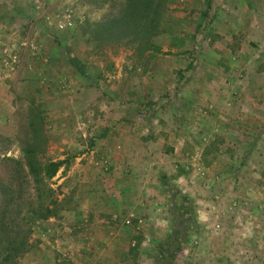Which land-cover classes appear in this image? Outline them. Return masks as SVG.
Listing matches in <instances>:
<instances>
[{
  "label": "rangeland",
  "instance_id": "rangeland-1",
  "mask_svg": "<svg viewBox=\"0 0 264 264\" xmlns=\"http://www.w3.org/2000/svg\"><path fill=\"white\" fill-rule=\"evenodd\" d=\"M203 1L170 0L168 20L154 40L157 50L140 53L131 43L98 46L83 33L118 16L124 0H0V181L11 182L14 167L8 159L22 160L23 146L32 139L30 124L41 125L45 135L41 163L66 161L73 166L86 154L78 147L83 140L79 125L93 114L109 111V100L121 90L112 89L114 82L121 80L122 95L126 82H132L140 99L149 103L158 99L166 106L162 112L168 117L173 114L170 103L182 89L159 87L158 83L172 84L176 73L181 79L187 76L199 86L191 88L198 102L205 105L210 97H216L222 105L224 102L229 115L213 128L200 118L206 108L194 105L191 117L198 119L187 121L189 135L185 137L206 145L214 134L225 133L217 136L220 148L206 146L211 148L207 158L196 148L183 152L184 156L177 154L170 161L171 168L160 172V189L167 197L166 214L173 227L165 238H157L154 244L149 241L156 248L152 255H143V264H211L206 248L214 242V256L233 259L230 256L238 255L245 264H264L259 259L264 254V0L261 19L255 14L260 0H241L249 10L244 9L246 13L252 14L251 32L247 27L245 33L232 31L224 21L233 0H221L225 6H219L222 17L216 21L203 10ZM237 22L232 25L241 29L243 23ZM261 26L262 32H255ZM233 50L240 51L238 57L229 55ZM157 60L165 70L158 67ZM197 80L208 81L210 87L201 88ZM149 107L150 112L157 108ZM172 122L166 119L162 128L168 129ZM225 123L230 126L227 132ZM213 155L215 159L210 161L208 157ZM61 168L48 182L54 195L44 201L37 199L30 178L16 182L21 202L10 209L8 221L31 224L28 251L39 228L34 213L40 206L51 207V200H56L52 207L58 216L69 208V203L59 198ZM182 196L190 200L185 207L192 204L198 225L185 241L178 238L182 236L177 218L182 212L178 210ZM238 233L245 240L239 251L235 243Z\"/></svg>",
  "mask_w": 264,
  "mask_h": 264
},
{
  "label": "crops",
  "instance_id": "crops-1",
  "mask_svg": "<svg viewBox=\"0 0 264 264\" xmlns=\"http://www.w3.org/2000/svg\"><path fill=\"white\" fill-rule=\"evenodd\" d=\"M231 5L232 10L224 21L229 22L234 32L245 33L247 27L251 32L249 23L252 14L246 13L245 10L249 11L243 7L246 4L241 0H233ZM219 6H225L221 0H204L202 4L203 10L211 18L215 17L214 21L222 17ZM260 8L261 0L255 10V14L258 12L261 19ZM203 16L201 15L202 19ZM236 20L239 24L243 23L241 29L232 25ZM260 29L255 32L261 33L262 26ZM193 38L194 35L190 37ZM239 54L240 51L233 50L229 55L235 58ZM160 62L162 64V61ZM156 63L158 65L159 61ZM161 64L158 67L165 70ZM155 66L154 68L158 69ZM158 73L166 74L164 71ZM182 74L186 76L187 73ZM192 81L193 78L189 79L187 76L181 79L177 73L172 84L159 81V87L174 86L182 89L178 99L170 103L173 106V114L168 117L162 112L166 106L162 107L163 105L156 101L158 99H152L157 103L140 99L136 95L137 88H132V82L125 84L126 97L122 95L121 80L113 83L112 89L117 87L121 90L119 95H112L109 100V111L93 114V117L85 118L79 125L82 131L80 138L83 140L81 139V145L78 147L86 154H82L73 166L67 163V166L61 168L63 173L58 182V186L62 187L59 198L69 203V208L57 217L40 220L39 228L30 240V249L20 259L19 264H143V255H152L151 251L156 248L152 244L158 242L157 238H165L173 227L166 214L167 197L160 189V172L171 168L170 161L172 162L177 154L184 156L189 151L194 152L196 148L198 153L201 150L200 154L207 158L206 153H209L211 148L206 146L212 144L220 148L221 143L217 136L225 133L214 134V139L206 145H201L198 140L191 143V140L185 137L189 135L185 128L187 121L198 119L191 117L194 105L206 108L205 114L200 118L206 120L213 128L219 119L227 120L229 111L224 102L222 105L221 100L218 101L216 97H210L209 103L205 105L198 102V97L191 88L199 86ZM197 81L201 88L210 87L206 80ZM151 105L157 107L153 112L147 108ZM166 119L173 122L167 124L168 129H163L162 125ZM229 127L225 123L224 130L229 131ZM167 151L171 156H167ZM91 157H94L93 164L88 160L92 159ZM208 159L212 161L215 156ZM129 217L131 224L125 225L124 222L129 221ZM150 233L155 236H150ZM160 233H163V237ZM244 242L243 236L238 233V243L235 242L237 251L243 248ZM209 244L210 247L206 248L207 261L211 264H245V259L238 255L230 256L233 259L214 256L215 242ZM136 256L137 258H134ZM259 259L263 262L264 254L260 255Z\"/></svg>",
  "mask_w": 264,
  "mask_h": 264
},
{
  "label": "trees",
  "instance_id": "trees-1",
  "mask_svg": "<svg viewBox=\"0 0 264 264\" xmlns=\"http://www.w3.org/2000/svg\"><path fill=\"white\" fill-rule=\"evenodd\" d=\"M170 0H124L118 16L108 19L101 24L90 26L84 35L89 41L96 45H116L131 43L140 53L150 52L155 49L154 40L158 35V29L168 20V5ZM157 50V49H155ZM32 139L24 144L22 160L8 159L13 164V176L11 182L5 184L0 181V264H16V260L21 258L28 251V238L31 235V224L21 220L19 223L9 220L10 209L19 207L21 193L16 182L19 179L30 178L37 199L44 201L54 195V190L48 184L63 166H67L66 161H51L41 163V157L45 153L43 134L41 125L30 124ZM182 205L180 215H189L185 220L178 215L182 236L181 241L188 239V232L196 231L198 225L194 220L192 204L186 208L190 200L186 196L181 197ZM57 204L56 200H51L49 204L41 205L35 220H47L57 217L52 205ZM178 243L181 248L182 242Z\"/></svg>",
  "mask_w": 264,
  "mask_h": 264
},
{
  "label": "built area",
  "instance_id": "built-area-1",
  "mask_svg": "<svg viewBox=\"0 0 264 264\" xmlns=\"http://www.w3.org/2000/svg\"><path fill=\"white\" fill-rule=\"evenodd\" d=\"M60 27H61V26H60ZM125 224H126V225H129V224H130V221H126Z\"/></svg>",
  "mask_w": 264,
  "mask_h": 264
}]
</instances>
